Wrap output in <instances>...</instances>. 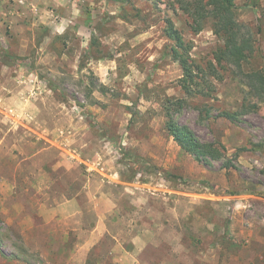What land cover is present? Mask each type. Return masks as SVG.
<instances>
[{
  "label": "rangeland",
  "instance_id": "rangeland-1",
  "mask_svg": "<svg viewBox=\"0 0 264 264\" xmlns=\"http://www.w3.org/2000/svg\"><path fill=\"white\" fill-rule=\"evenodd\" d=\"M132 3L0 0V264H264V99L225 78L188 102L177 121L225 148L195 161L164 126L185 98L164 19L196 60L219 41L164 1ZM263 9L236 1L256 32L244 71L264 73Z\"/></svg>",
  "mask_w": 264,
  "mask_h": 264
},
{
  "label": "trees",
  "instance_id": "trees-1",
  "mask_svg": "<svg viewBox=\"0 0 264 264\" xmlns=\"http://www.w3.org/2000/svg\"><path fill=\"white\" fill-rule=\"evenodd\" d=\"M109 1V0H107ZM121 5L131 6L132 0H112ZM148 1V0H146ZM153 3L164 1L171 5L173 10H180L190 20L194 33L202 31L209 24L213 34L219 41L216 50L212 53V59L203 62L191 56L192 43L186 41L182 33L175 26L170 17L164 19V36L168 40L165 54L177 63L182 70V77L178 84L185 96L184 99L175 101L168 99L165 105V129L174 142L186 154L191 155L195 161L209 164L211 160H222L225 148L222 144H206L198 140L194 132L186 125L180 124L174 117L180 114L188 102L196 98L213 99L215 86L213 81L222 82L225 78L239 79L249 88L250 96H258L264 99V73L261 69L249 67L244 71V66H251L255 60L256 32L249 26H242L236 19L237 0H149ZM256 3H253V7ZM134 18H139L140 11L135 9ZM258 23L264 18V9L256 11ZM120 18L127 20V15ZM97 45L93 39L92 46ZM90 47L88 48V50ZM257 54V53H256ZM260 68V67H259ZM221 71V72H220ZM195 105L199 119L203 120L202 112ZM173 107V108H172ZM256 103L243 104L241 110L236 113H225L231 121H235L238 115L248 114L257 110ZM205 116V115H204ZM231 166L227 163L225 169ZM2 257L4 254L0 251Z\"/></svg>",
  "mask_w": 264,
  "mask_h": 264
},
{
  "label": "crops",
  "instance_id": "crops-1",
  "mask_svg": "<svg viewBox=\"0 0 264 264\" xmlns=\"http://www.w3.org/2000/svg\"><path fill=\"white\" fill-rule=\"evenodd\" d=\"M65 206V205H64Z\"/></svg>",
  "mask_w": 264,
  "mask_h": 264
}]
</instances>
